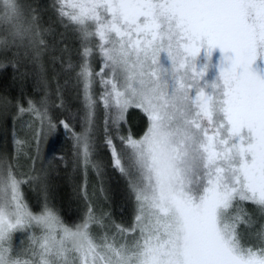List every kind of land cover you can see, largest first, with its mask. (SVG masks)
I'll return each instance as SVG.
<instances>
[{"label": "snow or ice", "instance_id": "obj_1", "mask_svg": "<svg viewBox=\"0 0 264 264\" xmlns=\"http://www.w3.org/2000/svg\"><path fill=\"white\" fill-rule=\"evenodd\" d=\"M9 68L0 264H264V0H0ZM59 126L103 194L75 185V219L41 162ZM100 148L126 181L119 220Z\"/></svg>", "mask_w": 264, "mask_h": 264}, {"label": "trees", "instance_id": "obj_2", "mask_svg": "<svg viewBox=\"0 0 264 264\" xmlns=\"http://www.w3.org/2000/svg\"><path fill=\"white\" fill-rule=\"evenodd\" d=\"M33 3H39L42 6L49 5L51 0H32ZM0 91H6L10 96L15 97L18 95V88L12 81V70L9 68L7 71L0 73ZM26 91L34 98H39L42 94L39 89L34 88L32 79H29ZM73 104L78 106L79 102L73 100ZM75 112V107L73 109ZM63 118V117H61ZM28 120V117H25ZM128 127L133 131L140 132L143 127L142 114L137 109H130L128 115ZM77 129L79 125L77 124ZM12 127V128H11ZM13 130L12 122L0 125V145L7 144L10 146L11 132ZM51 147L49 152L53 156L50 164L47 167L52 169L51 184L57 193V204L62 209L66 218L75 219L77 216V209L80 206L74 195L73 189L77 184H88L90 193L94 192V198L99 203H104L103 194L100 192L101 184L95 175V172L89 170L86 177L80 171H74L72 165V146L73 141L70 134H66L62 126L51 134ZM95 159L98 160L104 169V187L108 188L111 195L110 206L113 215L117 220L120 219L123 211L124 198L126 196V181L120 173L113 166L112 159L107 150L100 148L97 150ZM29 199L35 203V192L28 191ZM127 218V213H124Z\"/></svg>", "mask_w": 264, "mask_h": 264}, {"label": "rangeland", "instance_id": "obj_3", "mask_svg": "<svg viewBox=\"0 0 264 264\" xmlns=\"http://www.w3.org/2000/svg\"><path fill=\"white\" fill-rule=\"evenodd\" d=\"M51 144L52 143H51V134H50L47 140L41 146V153H40L41 162L44 163L45 167L48 166L47 163L50 164V161L53 158L51 151L49 152V148L51 147Z\"/></svg>", "mask_w": 264, "mask_h": 264}]
</instances>
